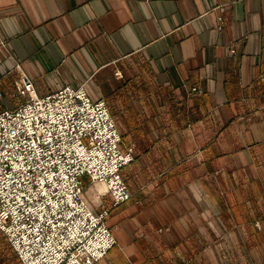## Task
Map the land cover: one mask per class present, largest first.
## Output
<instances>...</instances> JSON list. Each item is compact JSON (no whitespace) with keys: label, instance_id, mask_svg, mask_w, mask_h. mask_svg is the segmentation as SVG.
Returning a JSON list of instances; mask_svg holds the SVG:
<instances>
[{"label":"crops","instance_id":"crops-1","mask_svg":"<svg viewBox=\"0 0 264 264\" xmlns=\"http://www.w3.org/2000/svg\"><path fill=\"white\" fill-rule=\"evenodd\" d=\"M23 74L85 83L142 136L144 234L95 264H264V0H0V110Z\"/></svg>","mask_w":264,"mask_h":264},{"label":"built area","instance_id":"built-area-1","mask_svg":"<svg viewBox=\"0 0 264 264\" xmlns=\"http://www.w3.org/2000/svg\"><path fill=\"white\" fill-rule=\"evenodd\" d=\"M12 86L23 99L0 110V234L19 264H95L116 244L107 218L131 197L133 147L85 83L39 96L23 74ZM83 177L110 206L92 208Z\"/></svg>","mask_w":264,"mask_h":264},{"label":"rangeland","instance_id":"rangeland-1","mask_svg":"<svg viewBox=\"0 0 264 264\" xmlns=\"http://www.w3.org/2000/svg\"><path fill=\"white\" fill-rule=\"evenodd\" d=\"M14 99L17 102V100L21 101L23 98H16L14 96L11 97L10 99L6 98V103L8 104V102L10 101V103L13 104ZM105 101L107 102L108 100H105ZM107 104H108V102H107ZM108 106H109V109L111 111L112 116L114 117V119L116 121L117 128L120 132L121 140H122V146L125 147V146L131 145L133 147V151L136 150V146H134V143H135L134 140L142 138L140 132H138L136 130V126H123L124 121H127L126 116L117 114L113 107H111L109 104H108ZM133 167H134V165H133ZM138 168H139V166L134 167L135 171H134V174L132 176H129L128 168L123 170V176H124V179H125L127 185H128L127 181L130 179L131 183H129V185L133 186V189H131V186L128 185L130 193H131L130 199L127 202H125L123 205L121 204V206H119V208L115 212H113L112 215L108 216V218H107V224L110 225L111 216L116 215L115 214L116 212L119 214L118 215V217H119V219H118V223H119L118 224L119 225L118 231L113 229V226H111V225L109 226L113 230V232H114L113 234L115 236L117 234H132V235L144 234V230L142 228L143 221L145 220L143 210L145 208H147V206L152 201H154L156 199V196L154 198H150L149 195L133 193V190L135 188H138L139 186H141L143 183H146V185L153 184L151 182L152 178H151L150 171L148 170V171L142 172V169H141L138 172V170H137ZM99 185L100 184H94V185L89 184L88 186L87 185L85 186L86 188H84L85 189L84 190V196L95 211H99L101 206H110V200H109V197L107 195H101L100 199L97 198L98 193L102 194L104 192V188L102 191L100 190L103 186L100 185V188H99ZM87 191H89V193L91 192L94 195L95 199H94V197H93V199L95 200V202H92L89 200V198L87 196ZM128 208H131V209L128 211H125V209H128ZM160 231H161V229L157 230V232H160ZM2 242L4 243L3 240H2Z\"/></svg>","mask_w":264,"mask_h":264},{"label":"bare ground","instance_id":"bare-ground-1","mask_svg":"<svg viewBox=\"0 0 264 264\" xmlns=\"http://www.w3.org/2000/svg\"><path fill=\"white\" fill-rule=\"evenodd\" d=\"M100 190L102 191L103 190V187Z\"/></svg>","mask_w":264,"mask_h":264},{"label":"trees","instance_id":"trees-1","mask_svg":"<svg viewBox=\"0 0 264 264\" xmlns=\"http://www.w3.org/2000/svg\"><path fill=\"white\" fill-rule=\"evenodd\" d=\"M134 156H135V150H134Z\"/></svg>","mask_w":264,"mask_h":264}]
</instances>
